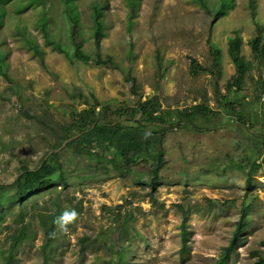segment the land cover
<instances>
[{
    "label": "rangeland",
    "instance_id": "rangeland-1",
    "mask_svg": "<svg viewBox=\"0 0 264 264\" xmlns=\"http://www.w3.org/2000/svg\"><path fill=\"white\" fill-rule=\"evenodd\" d=\"M133 1L135 8L130 0L75 1L84 52L94 59L96 52L104 59L111 56L117 67L89 65L74 57L59 0L48 4L46 33L65 51L47 41L40 23L43 6L28 0L6 4L0 26L6 72L0 67V185L12 193L24 168L37 169L49 155L59 154L68 181L58 199L59 216L75 210L78 218L67 232L56 227L48 264H112L116 251L107 238L112 228V238L124 248L122 264H219L243 212L246 228L224 264H254L264 252V98L255 99L261 93L264 62L254 58L250 41L259 25L264 36V0H228L222 13L217 12L222 0ZM94 4L107 5L100 48ZM237 34L243 39L241 62L249 67L244 88H234L232 99L243 104L246 121L225 104L227 85L237 73L238 63L229 52ZM209 40L220 49L219 71L194 74L191 58L214 66ZM29 41L42 50L44 62ZM129 71L137 91L126 79ZM139 98L155 99L162 113L169 112L165 163L155 189L149 164L122 173L104 155L78 154L76 144L67 141L56 147L73 123L75 109L97 101V110L103 105L118 109L135 106ZM197 104L204 113L192 122L179 119L180 112ZM251 168L257 171L248 185ZM61 186L59 182L30 195L24 201V221L21 204L6 205L0 220V264H6L22 225L28 235L13 264H44L45 228L56 212L52 192Z\"/></svg>",
    "mask_w": 264,
    "mask_h": 264
},
{
    "label": "trees",
    "instance_id": "trees-1",
    "mask_svg": "<svg viewBox=\"0 0 264 264\" xmlns=\"http://www.w3.org/2000/svg\"><path fill=\"white\" fill-rule=\"evenodd\" d=\"M12 0H0V26L3 25L6 16V4ZM33 5H41L44 8L43 15L40 23L44 33L46 34L47 41L55 45L56 48L61 51H65L59 44L54 43L47 35L46 26L49 21V13L47 12L48 4L51 0H28ZM63 10L69 21V35L74 45V57H78L81 61L89 65H101L109 64L113 67H117L118 64L115 60L109 56L106 59L102 57L100 52H96L97 56L94 59L92 55L87 54L83 50V41L81 39L80 32V16L77 10L76 0H59ZM228 0H222L217 10L218 13L225 12V7ZM131 6L135 8L136 2L130 0ZM106 4H94L92 5V12L94 16L95 24V43L96 47L100 48L101 39L104 35L105 24L102 20L104 9ZM133 8V9H134ZM135 11V10H133ZM264 36L261 26L256 27L255 36L251 39L250 45L252 48L253 56L261 63L264 62ZM30 42V47H33L35 53L43 61V52L38 46ZM243 39L240 35L230 39L229 52L232 57L237 61V73L234 80L227 85V95L225 97V104L231 113L236 115V118L241 121H246V116L243 111V104L238 103L235 99H232V92L236 88L237 92L244 88L245 73L249 65L241 62V45ZM210 49L215 57L214 66L206 67L201 65L197 59L191 58L192 72L198 74L200 72H207L209 74H215L219 71L220 62V49L216 47L211 40H209ZM69 56V53L66 52ZM72 59V58H71ZM3 57L0 55V67L3 74H6L4 67ZM161 65V64H160ZM126 79L133 83V91H137L138 85L136 78L131 75L130 71L127 73ZM236 86V87H235ZM264 98V79L261 84V93L255 97L258 101H262ZM264 103V102H263ZM99 101L91 105L89 108L82 110H74L72 112L73 123L65 129V134L62 135L56 147H61L65 141L66 145L73 146L76 144L75 152L78 154H85L90 157L101 158L104 156L109 157V161L113 167L117 168L122 173L132 172L136 164H149L151 179L149 180L153 189L156 188V184L161 178V168L165 163V146L164 136L165 133L171 128L168 125L167 117L169 112H161L158 102L155 99H149L142 101L138 99L135 106L123 107L118 109H112L109 105H103L100 110H97ZM210 109V108H208ZM239 109H241L239 111ZM204 106L197 104L189 110L180 112V118L184 117L190 122L194 121L200 114L204 113ZM210 112V111H209ZM168 113V114H167ZM208 119V118H207ZM75 138H71V137ZM58 172L56 173V171ZM256 169L251 168L248 171V185H250V178ZM62 184V188H58L52 192V204L56 210L54 214L50 216V223L45 228V241L42 246L45 262L48 264V253L52 247L55 238L50 236V233H57V226L53 223L56 217L60 214L59 197L62 189L67 188L68 181L66 172L63 168V164L59 160V154L53 153L45 158L41 165L37 169L24 168L23 172L18 176L12 185L13 192L8 194L5 189L6 185H0V220L4 216V209L7 204L13 205L15 202L21 204L20 219L24 221V201L33 194L39 193L46 188L53 187L58 183ZM183 232L186 233V214L184 216ZM127 219L124 220L121 230H126ZM245 213H242L240 220L238 221L237 228L234 231L233 238L229 246L226 247L225 253L221 256L219 264H224L226 256L232 251L238 243L240 236L243 234L246 228ZM115 233V229L112 228L107 234V238L110 241L109 248L116 251L113 256L112 264H122L120 255L123 253L124 248L119 246L112 237ZM28 235V228L22 225L19 228L18 236L15 237L13 244L11 245L8 254L6 256V264H13L15 251L20 242ZM57 236V235H56ZM258 253V252H257ZM259 258L254 264H264V252L258 253Z\"/></svg>",
    "mask_w": 264,
    "mask_h": 264
},
{
    "label": "clouds",
    "instance_id": "clouds-1",
    "mask_svg": "<svg viewBox=\"0 0 264 264\" xmlns=\"http://www.w3.org/2000/svg\"><path fill=\"white\" fill-rule=\"evenodd\" d=\"M78 218V213L75 210L65 211L60 216L56 217L53 223L59 228L62 232H67L68 225L74 223ZM57 235L56 232L50 233L52 238H55Z\"/></svg>",
    "mask_w": 264,
    "mask_h": 264
}]
</instances>
